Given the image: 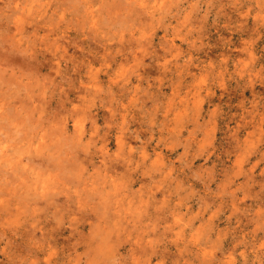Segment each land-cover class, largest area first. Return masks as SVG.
<instances>
[{
  "label": "rangeland",
  "instance_id": "obj_1",
  "mask_svg": "<svg viewBox=\"0 0 264 264\" xmlns=\"http://www.w3.org/2000/svg\"><path fill=\"white\" fill-rule=\"evenodd\" d=\"M121 1L0 0V264H264V0Z\"/></svg>",
  "mask_w": 264,
  "mask_h": 264
},
{
  "label": "bare ground",
  "instance_id": "obj_2",
  "mask_svg": "<svg viewBox=\"0 0 264 264\" xmlns=\"http://www.w3.org/2000/svg\"><path fill=\"white\" fill-rule=\"evenodd\" d=\"M36 0H33V2H35ZM104 3H105V0H104ZM142 4V3H141ZM111 5H112V13H113V8L115 9V8H120V9H128V11H132L131 9H130V7L129 6H120V5H123V3H122V1L121 0H113V2L111 3ZM142 6H144L143 4H142ZM30 8V7H29ZM95 10L93 9V11L92 12H94ZM110 243V242H109Z\"/></svg>",
  "mask_w": 264,
  "mask_h": 264
}]
</instances>
